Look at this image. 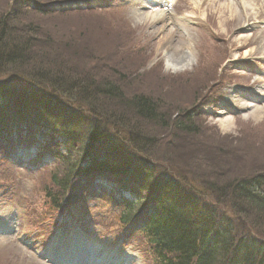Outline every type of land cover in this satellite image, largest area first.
<instances>
[{
	"label": "rangeland",
	"instance_id": "1",
	"mask_svg": "<svg viewBox=\"0 0 264 264\" xmlns=\"http://www.w3.org/2000/svg\"><path fill=\"white\" fill-rule=\"evenodd\" d=\"M12 1L0 0V15L9 9ZM80 1L92 2L95 7L64 11V6ZM154 2L155 7H141L128 0L29 1L30 9L41 5L55 13L42 17L23 11L13 23L18 29L12 33L15 37L23 34L20 29L26 25L32 24L39 30L38 41L33 43L34 59L23 71L31 76L35 67L48 74L62 71L61 75L77 78L83 84L89 79L101 84L113 78L124 98L142 95L152 100L164 118V126L144 127L130 113L117 118L115 112L120 111L116 110V100L85 97L86 102L101 111H113L114 120L124 125L120 128L153 140L144 149L130 140L128 131L106 128L110 135L119 131L117 137L123 139L121 151L128 156L127 160H144L182 192L207 205L210 212L222 211L223 207L216 205L221 199L213 189L235 179L264 174V60L259 59L264 52L261 50L264 0ZM165 2L171 5L168 7ZM89 9L97 11L90 13ZM176 59L180 63L173 68L171 64ZM5 83L31 89L36 97L43 96L50 104L65 110L68 117L75 110L76 101L84 99L78 96V88L63 86L56 78L35 84L28 83L23 76L7 73L0 75V85ZM226 88L245 96L241 99V104H245L242 111L230 104L236 102L228 100ZM52 89L59 90L63 96ZM224 105L227 116L222 115ZM197 107L203 112L201 119L193 120L197 134H177L170 124ZM11 115L33 120L38 117L35 110L17 114L14 105ZM16 126L17 123L9 124L10 128ZM21 128L30 130L25 134L27 139L10 134L7 142H0V229L12 232L10 236L0 235V264H48L43 256L60 248L68 234L78 232L82 229L79 224L85 227L87 222L99 225L100 238L110 232L112 239L114 231L123 226L115 220L106 202L92 198L89 192L74 188L68 205L51 209L47 192L49 189L57 192L51 184L52 175L62 174L64 167L57 165L51 153L38 143L42 140L38 136L48 137L46 127L43 131L41 126L28 123ZM18 148H30L37 159L30 165L28 160L32 158L23 164L3 160L6 153ZM42 159L43 166L39 165ZM33 165L40 168H28ZM232 221L235 227L259 239L250 223ZM257 226L264 232V228ZM128 240L123 249L138 255V264H143L144 257L146 264H154L141 234L133 231ZM115 248L121 252L117 243L110 247ZM140 251L142 255L145 253L142 259Z\"/></svg>",
	"mask_w": 264,
	"mask_h": 264
},
{
	"label": "trees",
	"instance_id": "2",
	"mask_svg": "<svg viewBox=\"0 0 264 264\" xmlns=\"http://www.w3.org/2000/svg\"><path fill=\"white\" fill-rule=\"evenodd\" d=\"M24 1L13 0L9 9L0 15V75L17 74L28 80V83L35 84L41 83L42 80L52 81L56 78L57 81L62 82L63 86L78 88V96L84 99L76 101L77 108L69 112L68 117L65 115V110L43 103L34 95L35 93H31L32 90L28 93V88H18L5 83L0 86V127H5L8 122L30 121L19 120L17 116L11 115L12 105H21L25 111L35 110L39 118L51 119L35 121L50 123L52 129L50 135L57 139L54 144L55 149L59 153L61 149L64 151L62 161L66 170L62 175L53 174L51 181L53 188H56L60 195L69 189L71 176L76 171L75 166L83 158H86V164L92 167L103 165L108 170L130 167L129 162L126 161L128 156L121 151L123 139L117 137L119 131L110 135L106 132L109 126L128 131L130 140L135 145L136 143L143 145L144 149L150 143L151 138L148 136L136 134L125 127L120 128L123 123L120 120H114L113 111H101L90 102H86L88 99L85 97L89 96V99L96 100L104 96L116 100L118 104L116 110L120 111L115 112L117 118L130 113L139 119V124L144 127L153 124L164 126L162 122L164 118L162 119V115L158 113L156 103L154 104L149 98L142 95L124 98L119 83L113 82L115 81L113 78H108V81L104 80L101 84H96L94 79H89L83 84L77 78L73 80L66 74L61 75L62 71L56 74L50 71V75L35 67L31 70L32 76L25 73L24 67L34 59L33 43L38 41L39 30L32 24L26 25L20 29L23 34L15 37L12 33L18 29L13 23L23 15V11H30L42 17L53 16L55 12L47 6L35 5L33 9H30L24 6ZM52 90L60 93L57 89ZM64 97L70 101L69 97ZM18 110L16 108V113ZM198 119L201 118H195L193 111H188L184 112L178 120H174L170 126L174 125L172 129L177 134L195 135L197 131L193 120ZM80 130L84 134L78 133ZM2 131L4 130H0V138L3 137ZM82 135L86 137L82 138ZM151 142H153L152 139ZM94 146H99V150ZM139 151H141L140 146ZM141 162L146 165L143 178L142 176L134 177L141 183L138 188L139 194H136L134 204L130 205L120 219L126 223L136 214V209H141L142 205L154 208L156 215L150 220L146 233L152 251L161 264H264V232L257 226L264 228V175L255 176L249 181L235 179L226 185L218 186L219 189H213L216 196L221 199L216 205L222 206L223 210L210 212L207 205L190 201L186 195L184 199L189 202L184 201L181 198L182 192L172 181L157 174L156 170L144 160ZM51 193L49 189L47 195L50 199ZM52 199L55 200L57 197ZM51 204L53 206L56 202ZM228 210L232 215L228 214ZM232 219L236 222L243 220L250 223L249 226L258 234L259 239L245 233L238 226L235 227Z\"/></svg>",
	"mask_w": 264,
	"mask_h": 264
},
{
	"label": "bare ground",
	"instance_id": "3",
	"mask_svg": "<svg viewBox=\"0 0 264 264\" xmlns=\"http://www.w3.org/2000/svg\"><path fill=\"white\" fill-rule=\"evenodd\" d=\"M261 50L264 51V48L261 49ZM261 50H260V51H261ZM262 51H261V52H262ZM249 53H250V52H249ZM261 54L264 55V52H262ZM262 58H264V57H262ZM179 63H180V62H179V59H176V60L173 61V64H171V66H172L173 68H174V66L177 67Z\"/></svg>",
	"mask_w": 264,
	"mask_h": 264
}]
</instances>
